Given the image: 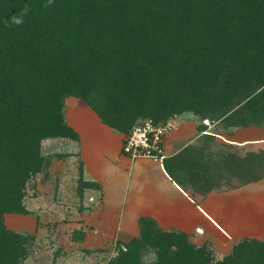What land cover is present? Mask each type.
I'll return each mask as SVG.
<instances>
[{
	"label": "trees",
	"instance_id": "1",
	"mask_svg": "<svg viewBox=\"0 0 264 264\" xmlns=\"http://www.w3.org/2000/svg\"><path fill=\"white\" fill-rule=\"evenodd\" d=\"M70 97L125 137L147 119L176 131L185 114L198 133L210 120L264 128V0H0V264L30 256L35 236L8 229L4 216L30 213L26 187L47 166L43 142L80 140ZM211 141L167 153L164 169L207 192L264 178V152L214 158ZM138 223L107 264H148L146 253L156 257L149 264H264V239L243 238L216 259L186 233Z\"/></svg>",
	"mask_w": 264,
	"mask_h": 264
},
{
	"label": "rangeland",
	"instance_id": "2",
	"mask_svg": "<svg viewBox=\"0 0 264 264\" xmlns=\"http://www.w3.org/2000/svg\"><path fill=\"white\" fill-rule=\"evenodd\" d=\"M66 104L68 123L78 133L79 130L85 131L83 132L87 142L85 156L80 142L82 140L80 133L79 141L67 139L44 141L42 150L47 158V166L43 172L33 176L26 187L25 205L30 213L6 214L4 222L10 230L35 236V241L30 248V256L26 260L27 264H107L119 255L118 241L127 242L128 240L129 242L137 233L131 232L134 237L123 240L125 237L122 234L120 236L118 231L104 222H99L100 219L96 213H98L97 208L102 209V205L97 204L100 201L96 198L98 190L83 187L81 177L86 181L91 180L86 162L93 163L95 159L89 149L90 144H94L93 140H98V138L95 139L94 131L96 133L100 131L95 125H99L98 121L101 120L77 98L70 97ZM209 122V125L205 122V125H208V131L195 132V136L199 139L212 140L209 148L214 158L222 153L220 150L223 147L216 145L218 141L220 143L227 141L226 147L229 149L230 146H234V140L252 138L256 145L250 148H257L258 154L264 152V128L250 126L226 131L224 127L227 126L223 122L211 120ZM177 123L181 129L176 139L173 132L166 135L168 142L166 150L171 148L174 151H181L188 148L189 146H186L191 139L182 135L183 128L199 122L193 120L191 115L185 114ZM115 132L124 136L122 133ZM99 144L105 151L107 141L100 140ZM85 159L88 160L85 162ZM255 203L256 205H225L227 210L222 213L224 214L222 218L216 220L217 225L210 224L208 227L205 226V229L200 225L190 232L175 229L170 231L186 233L190 240L199 246L207 244L216 259H222L243 238L264 239V205L261 198ZM221 206L224 207V205ZM84 230L87 232L86 238L80 242ZM88 249L90 252H87ZM143 259L149 264L154 262L156 257L146 253Z\"/></svg>",
	"mask_w": 264,
	"mask_h": 264
},
{
	"label": "crops",
	"instance_id": "3",
	"mask_svg": "<svg viewBox=\"0 0 264 264\" xmlns=\"http://www.w3.org/2000/svg\"><path fill=\"white\" fill-rule=\"evenodd\" d=\"M98 124H94L100 129L98 133L94 131L95 139L98 140H93L95 146L90 144L91 147L88 148L95 159L93 163L85 159L91 181L100 186L96 198L100 200L97 204L102 205V209L97 208L96 215L100 223L104 222L118 231L120 236L122 234L125 239L120 238L123 240L134 237L131 232L139 234L138 222L143 217L153 218L165 229L190 232L200 225L204 229L210 224L217 225V221L224 216L222 213L227 210L225 205H256L255 202L259 198L264 205V179L246 184L234 181L236 185L233 186L234 188L224 186L226 181H223L222 187L209 192L207 187L197 189L192 187L191 183L183 186L171 178L164 169L162 161L149 158L131 159L123 155L125 135H118L101 121H98ZM189 126L182 131V135L191 139L186 147L201 142V139L195 136V132L198 133V124L192 123ZM180 127L172 133L175 139ZM83 132L79 130L85 156L87 142ZM100 140L107 141L105 151L99 144ZM253 142L252 138L234 140V146H230L229 149L226 147L227 141L222 143L218 141L216 145L222 146L227 152L245 157L248 153H258L257 148H250L256 145ZM167 143L165 138V147ZM166 152L168 155H174L178 151L170 148Z\"/></svg>",
	"mask_w": 264,
	"mask_h": 264
},
{
	"label": "built area",
	"instance_id": "4",
	"mask_svg": "<svg viewBox=\"0 0 264 264\" xmlns=\"http://www.w3.org/2000/svg\"><path fill=\"white\" fill-rule=\"evenodd\" d=\"M174 121L156 123L152 119L140 122L125 137L123 153L131 159L149 158L162 161L166 156L165 138L176 125Z\"/></svg>",
	"mask_w": 264,
	"mask_h": 264
}]
</instances>
